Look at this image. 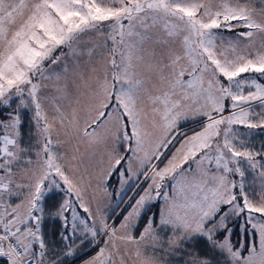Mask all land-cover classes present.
Returning <instances> with one entry per match:
<instances>
[{"label": "snow or ice", "instance_id": "snow-or-ice-1", "mask_svg": "<svg viewBox=\"0 0 264 264\" xmlns=\"http://www.w3.org/2000/svg\"><path fill=\"white\" fill-rule=\"evenodd\" d=\"M257 136L264 0H0V264H264Z\"/></svg>", "mask_w": 264, "mask_h": 264}, {"label": "rangeland", "instance_id": "rangeland-1", "mask_svg": "<svg viewBox=\"0 0 264 264\" xmlns=\"http://www.w3.org/2000/svg\"><path fill=\"white\" fill-rule=\"evenodd\" d=\"M261 139H264V137L257 136V138H256V142L259 143V141H260ZM116 187H117V182H116V181H111V187L109 188V192L114 191V190L116 189Z\"/></svg>", "mask_w": 264, "mask_h": 264}, {"label": "trees", "instance_id": "trees-1", "mask_svg": "<svg viewBox=\"0 0 264 264\" xmlns=\"http://www.w3.org/2000/svg\"><path fill=\"white\" fill-rule=\"evenodd\" d=\"M185 127H186V128H187V127H190V125H186ZM112 181H116V180H115V179H113Z\"/></svg>", "mask_w": 264, "mask_h": 264}]
</instances>
